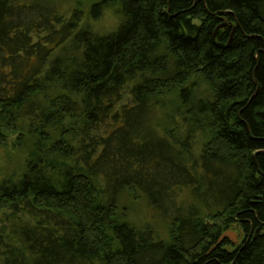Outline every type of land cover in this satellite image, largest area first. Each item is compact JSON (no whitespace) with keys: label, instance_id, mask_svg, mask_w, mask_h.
Listing matches in <instances>:
<instances>
[{"label":"trees","instance_id":"16d2710c","mask_svg":"<svg viewBox=\"0 0 264 264\" xmlns=\"http://www.w3.org/2000/svg\"><path fill=\"white\" fill-rule=\"evenodd\" d=\"M11 159L0 264H264V0H0Z\"/></svg>","mask_w":264,"mask_h":264},{"label":"rangeland","instance_id":"374dc122","mask_svg":"<svg viewBox=\"0 0 264 264\" xmlns=\"http://www.w3.org/2000/svg\"><path fill=\"white\" fill-rule=\"evenodd\" d=\"M112 20L108 17L105 16L100 23H98L97 25H95L96 28H100L101 30H107L109 28V25L111 24ZM12 160L9 161L7 163L6 160H4L3 164L0 166V172H4L5 170H12L13 167H15V162L12 163ZM17 163V162H16ZM180 198L185 201L186 203H189V198L187 196V194H184L183 196H180ZM137 207V205H136ZM136 211H138V217L134 218V220L140 221V223H149L150 226H152L156 232L159 234L160 238H164L166 237V226L163 225L158 218L156 217L155 214H153L152 212H149L146 209H143L142 207L137 208ZM225 233H231L235 235L236 241L234 243V245H238L243 237V233L241 232V230L237 227V226H232L229 230H227L226 232L223 233V235H225Z\"/></svg>","mask_w":264,"mask_h":264},{"label":"water","instance_id":"95a60500","mask_svg":"<svg viewBox=\"0 0 264 264\" xmlns=\"http://www.w3.org/2000/svg\"><path fill=\"white\" fill-rule=\"evenodd\" d=\"M225 238H227L231 244H234L236 241L235 235L231 234V233H225V235H222V237L220 238L219 243H221L222 240H224Z\"/></svg>","mask_w":264,"mask_h":264}]
</instances>
